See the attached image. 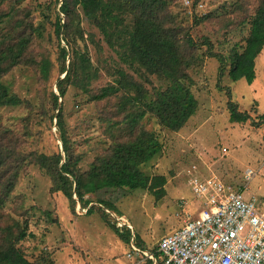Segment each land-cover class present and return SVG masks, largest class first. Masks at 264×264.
<instances>
[{"label":"trees","instance_id":"16d2710c","mask_svg":"<svg viewBox=\"0 0 264 264\" xmlns=\"http://www.w3.org/2000/svg\"><path fill=\"white\" fill-rule=\"evenodd\" d=\"M200 1L53 0L55 8L60 4L53 15L55 20L46 15L47 21L41 20L31 28L42 44L46 24H51L58 40L57 90L43 97L42 104L18 95L6 79L14 70L27 67H33L43 83L50 79L53 63L49 58L28 54L34 36L26 35V31L16 32V28L28 27L31 14L17 18L14 24H10L9 18L0 19L13 26L0 38V107L24 108L22 114L13 117V123L0 119V264H35L19 247L29 236L27 220H16L9 214L7 220L2 213L28 165L38 166L50 178V191L64 194L73 213L78 211V204L86 214L99 212L116 233L130 244L134 239L138 247L146 250L141 240L132 237L130 229L120 231L112 215L120 211L117 203L132 191H147L158 200L166 194L167 177L145 170L163 152L164 144L141 121L149 113L163 128L179 131L199 107L192 90L191 70H200L205 60L213 57L220 62L219 81L228 77L232 81L245 79L251 84L256 78V58L264 49V0L225 3L209 13L202 10L204 3ZM46 9L51 11L52 7ZM81 14L117 55V69L112 74L117 78L97 89L94 83L102 72L88 49ZM215 22L230 32L239 28L237 32L241 31L243 37L227 49H218L217 44L230 39L214 41L212 35L202 31V26ZM88 35L89 41L101 49V42L91 33ZM151 76L158 77L161 83L149 88L153 83ZM70 88L81 90L87 101L94 104L115 99L121 129L133 133L127 139L111 135L106 150L87 170L82 169L83 157L68 136L63 100ZM230 112L232 122H245L250 117L239 112L233 102ZM45 123L50 124L49 128L56 125L62 142L61 150L53 154L28 142L37 136V131L42 133L36 127ZM154 255L162 264L160 254L156 251ZM147 260L154 264L152 259Z\"/></svg>","mask_w":264,"mask_h":264},{"label":"rangeland","instance_id":"374dc122","mask_svg":"<svg viewBox=\"0 0 264 264\" xmlns=\"http://www.w3.org/2000/svg\"><path fill=\"white\" fill-rule=\"evenodd\" d=\"M237 1L201 0L200 3H204L202 10L209 13L217 11L218 7L221 9L225 3L233 5ZM49 5L51 11L46 9ZM59 5L55 8L53 0H0V19L9 18L11 24L30 13L31 25L27 21L28 27L16 28V32L22 34L26 31V35L34 36L31 28L37 27L41 20L47 21L46 15L53 17ZM182 6L185 7L181 3L180 7L184 9ZM236 13L241 14L238 11ZM81 16L92 60L100 65L102 72L94 83L97 89L117 78L112 75L117 69V55L103 42L98 30ZM52 19L55 20L54 17ZM46 25L42 44L34 36L28 54L39 59L49 58L53 63L49 81L43 83L33 67L16 69L6 77L18 95L40 104L51 90H57L56 79L59 75L58 40L52 25ZM12 27L0 22V38L6 36ZM238 29L227 31L218 22L202 26V31L212 35L214 41H223L225 37L230 39L228 43L217 44L218 49H227L235 41H240L243 34L237 32ZM90 33L97 42H101V49L89 41ZM62 45L65 43L62 42ZM219 66V60L212 57L205 60L200 70L190 71L194 80L192 90L199 107L179 131L163 128L149 113L141 121L164 144L163 152L145 170L167 177L166 194L158 200L147 191H132L117 203L120 211L113 213V216L120 231L127 232L130 229L132 237L135 236L136 241L139 239L146 245L148 254H154L164 236L178 230L185 220L196 217L201 210L202 202L194 196L189 185L188 170L193 166H197L202 177L215 174L234 187L246 184L248 169L256 171L248 183L246 194L256 199L259 209L264 213V49L256 58V78L251 84L245 79L232 81L226 76L219 81ZM131 75L137 77L133 72ZM150 79L153 83L148 85L149 88L161 83L156 76ZM86 97L81 90L70 88L63 100L68 136L75 151L83 157V170H87L106 150L112 140L111 135H119L123 139L133 136L132 132L121 129V116L116 114L115 99L94 104L88 102ZM230 102L236 104L239 112L248 113L249 119L232 122ZM23 112V107H0V119L13 123V117ZM49 127V123L37 126L36 129L42 133L37 131V136L28 142L41 151L53 154L61 150L62 142L56 125ZM51 184L50 178L38 166L28 165L19 178L5 212H2L7 220L8 214L16 220H27L29 236L19 243V247L31 262L148 264L142 255L129 256L130 243L116 233L99 212L85 214L84 210L79 209L73 213L64 194L50 191Z\"/></svg>","mask_w":264,"mask_h":264},{"label":"built area","instance_id":"2783aa9c","mask_svg":"<svg viewBox=\"0 0 264 264\" xmlns=\"http://www.w3.org/2000/svg\"><path fill=\"white\" fill-rule=\"evenodd\" d=\"M188 175L202 208L196 217H189L161 239L157 253L162 264H264V213L256 199L246 194L256 171L248 169L246 184L241 187L215 174L202 177L197 166L189 169ZM130 245L129 256L142 255L159 264L155 255L138 247L134 239Z\"/></svg>","mask_w":264,"mask_h":264},{"label":"clouds","instance_id":"9594fccd","mask_svg":"<svg viewBox=\"0 0 264 264\" xmlns=\"http://www.w3.org/2000/svg\"><path fill=\"white\" fill-rule=\"evenodd\" d=\"M92 205V204H91ZM80 208H79V204H78V210H79ZM107 210V209H106ZM109 211V210H108ZM85 214H86V211H85ZM112 215H113V213H112Z\"/></svg>","mask_w":264,"mask_h":264},{"label":"bare ground","instance_id":"6f19581e","mask_svg":"<svg viewBox=\"0 0 264 264\" xmlns=\"http://www.w3.org/2000/svg\"><path fill=\"white\" fill-rule=\"evenodd\" d=\"M123 217V216H122Z\"/></svg>","mask_w":264,"mask_h":264}]
</instances>
